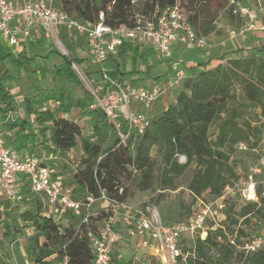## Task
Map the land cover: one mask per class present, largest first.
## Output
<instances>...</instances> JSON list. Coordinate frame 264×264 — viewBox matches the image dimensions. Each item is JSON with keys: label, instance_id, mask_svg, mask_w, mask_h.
Wrapping results in <instances>:
<instances>
[{"label": "trees", "instance_id": "1", "mask_svg": "<svg viewBox=\"0 0 264 264\" xmlns=\"http://www.w3.org/2000/svg\"><path fill=\"white\" fill-rule=\"evenodd\" d=\"M176 1L55 0V3L60 10L83 23H95L98 15L103 13L106 25L131 28L136 21L148 19ZM221 1L224 6H219L216 12L222 10L227 23L239 28L242 24L226 8V0H189V5L180 2L196 35L208 37L215 33L217 15L212 8L214 3ZM241 1L248 4L247 0ZM67 37L68 35L62 34L61 40L72 55L71 42ZM129 53L138 54V48L125 45L119 49L117 58H125ZM263 54L264 44L259 52L252 55L245 54L241 49H230L218 55L220 62L225 61V64L218 63L208 68L209 61H200L188 66L186 78L180 84L175 100L165 110L150 115L149 127L141 137L136 138L132 147H117L118 136L107 124L103 112L89 108L91 97L71 68L73 63L82 62L78 58L71 61L63 55V63L56 66L53 72L59 76L60 86L31 90L22 94L20 103L9 90L11 73L5 67H0V118L7 131H16L13 141L16 151L37 146L38 136L42 143L49 140L54 150L59 152L74 149L79 140L83 155L79 163L80 169L73 177L75 197L88 194L97 199L104 191L109 199L124 202L128 188L123 185V177L138 191H148L156 178V166L160 173L157 180L161 190L175 191V180L194 166L193 175L186 186V190L193 196L192 202L189 207L180 205L174 212L179 214V209H186V218H189L191 207L197 198L208 193L217 199L225 187L239 179L230 161L235 153V145L244 142L252 147L259 142L261 130L257 127L251 128L248 123L240 124L239 119L243 110L248 108H258L264 116ZM117 58H110L107 63L109 74L116 79L121 72ZM21 59L15 61L18 68L25 64V58L22 56ZM235 86L240 89L238 97L234 93ZM77 89L81 92L79 95L75 94ZM49 103L56 104L57 109L52 113L42 111ZM73 109L79 110L80 118L90 119L93 135L82 136L78 123L57 116L59 113L67 115ZM19 110L27 117L33 116L41 128L38 133L33 130L32 122L23 116L12 120L6 117ZM221 116L224 117L217 126L215 138L212 139L210 128ZM48 123L51 125H47ZM107 125L112 131V137L109 144L102 147L93 138L100 135L102 127ZM47 132L49 139L46 138ZM153 150L158 160L152 157ZM179 157H184L185 163H179ZM256 193L257 202L246 203L238 209L234 205L229 207L231 215L228 214L226 218L232 224H237L239 220L245 225H249L252 219L264 221V191L260 185L257 186ZM95 213L87 225L80 224L81 219L73 216L67 218L64 225L51 216L44 215L42 203L37 198L32 199L30 209L21 213L20 219L33 230L30 237L32 245L29 246L33 263L92 264L93 255L88 233L95 231L106 216L103 209ZM160 218L165 225L177 224L170 221L171 217L163 214ZM76 225H79L78 229ZM212 230H207L204 240L196 236L191 247L187 242L193 237L182 239L177 263L264 264V250L247 257L238 251L240 238L247 237L242 229L230 231L228 234L221 228ZM230 240L234 244H230ZM114 260L115 257L112 256L111 263Z\"/></svg>", "mask_w": 264, "mask_h": 264}, {"label": "built area", "instance_id": "2", "mask_svg": "<svg viewBox=\"0 0 264 264\" xmlns=\"http://www.w3.org/2000/svg\"><path fill=\"white\" fill-rule=\"evenodd\" d=\"M226 1L231 15L242 24L229 31L230 38L249 33L264 34V19L254 8L241 0ZM38 30L46 39L57 38L58 31L85 39L92 64L98 67L99 73V78L91 84L89 108L103 112L107 124L118 136L117 147L133 146L136 138L141 137L149 127L150 116L145 111L159 102L167 91L179 86L185 80L186 73L181 64H176L179 69L164 81L150 86H135L109 74V59L117 58L119 49L128 44L140 52L151 49L166 60L172 59L175 46L191 51L213 46L209 37L196 35L178 0L152 17L136 21L131 28L106 25L103 13L98 15L95 23L80 22L60 10L55 0H0V39L10 47L21 49ZM234 149L235 153L252 154L254 159L245 171V178L239 177L232 185L225 187L216 200H224L228 194H237L242 205L257 202V186L260 185L264 191V128L256 146L250 147L241 142ZM180 158L181 163H185L186 159ZM0 198L11 204L30 203L37 198L43 208L49 210L44 215L57 221L73 216L81 219L80 224L85 225L96 214L91 210L92 204L103 202L101 209L106 216L95 231L88 233L92 264H111L112 256L122 241L120 225L126 228L128 235L140 239L142 247L151 256L161 257L164 264H178L181 240L188 236H199L204 240L207 235L206 222L212 216V204L203 205L187 222L165 225L156 210L143 211L132 207L126 200L118 202L109 199L104 191L97 199L88 194L75 198L73 188L61 182L40 157L31 155L20 158L1 142ZM78 228L79 225H76ZM230 244L234 242L230 240ZM237 249L244 257L264 250V230L250 238H240Z\"/></svg>", "mask_w": 264, "mask_h": 264}, {"label": "rangeland", "instance_id": "3", "mask_svg": "<svg viewBox=\"0 0 264 264\" xmlns=\"http://www.w3.org/2000/svg\"><path fill=\"white\" fill-rule=\"evenodd\" d=\"M184 2L185 5H189V0H178ZM247 3L254 8L259 17L264 19V1L263 0H247ZM57 5V3H56ZM219 6H224V3L216 2L213 5V11L216 12ZM227 8V6H226ZM216 28L215 33L211 34L209 39L212 41L213 46L206 50L191 51L187 49H182V56L173 54L171 60L162 59L159 54L154 51L144 50L142 51V57L139 54L129 53L125 55L123 62L127 64V71H131L130 75L136 76L137 82L142 79L145 86H149L147 80H144L146 75H151L153 79L156 78L157 74L167 73L168 77L172 76L178 69L179 66L176 64H181L182 69L186 73L187 64L189 61L197 62L196 59L201 56H206L208 61V68L217 65L218 63L225 64V61L220 62L218 55L224 50H239L241 49L245 54L252 55L255 52H259L262 48V43L255 38V36H262L264 39V34L260 33H249L238 38H230L229 31L234 29L230 26L223 17V11L216 12ZM237 23V22H236ZM235 24V23H234ZM65 34L63 31L57 32V38L46 39L41 36L40 39L35 42L32 46L28 48L25 44L22 48L10 47L3 39H0V67H5L12 76V81L9 84V90L15 97L21 98L22 94H25L31 90H36L43 87L60 86V78L55 75L54 68L63 63V55L67 56L71 61L74 58L81 59V63H73L72 71L77 75L83 88L91 94V84L94 80L99 78L98 67L92 64V60L87 51L86 41L83 37L70 36L68 35V40L71 42L72 55L69 54L67 47L63 44L61 40V35ZM141 53L140 51H138ZM23 53V54H20ZM217 55V56H216ZM24 57L25 64L22 68H18L15 61ZM145 59H144V58ZM232 57V56H231ZM122 59L117 58V61L122 65ZM23 59H21L22 61ZM138 70L144 72L138 73ZM135 74V75H134ZM141 76V77H139ZM127 82V81H126ZM129 82V81H128ZM150 82V81H149ZM180 85L173 88V92H177ZM81 92L77 89L76 93L79 95ZM234 93L240 94V89L238 86L234 87ZM17 101V100H16ZM18 103L19 100L17 101ZM157 105V104H156ZM57 109V105L54 103L46 104L42 111L54 112ZM144 110V109H143ZM151 110V109H150ZM144 110L152 114H157L162 110V106L156 107L153 111ZM16 113H11L6 117L10 120L15 119ZM58 117H64L68 120L77 122L81 127L82 136L93 135L90 119L80 118L79 110L73 109L69 114L63 115L59 113ZM221 116L217 121H215L211 128L210 134L211 138L214 139L217 134V126L221 122ZM28 119V118H27ZM240 124L248 123L251 128L257 127L259 130L264 128V116L262 115L260 109L258 108H248L243 110V114L239 119ZM32 125L34 130L38 133L40 131V125H38L33 118ZM47 125H51L48 123ZM0 133L6 138V146L13 144L12 132L6 130L4 126V121L0 118ZM112 131L107 126L102 127V132L93 138V141L99 143L102 147L109 144L112 137ZM46 138L49 139V133H46ZM37 146H31L32 153L40 158H46L48 165L54 170L56 176L61 175L65 182H67L71 187H75L74 175L77 170L80 169V160L82 158V151L80 149L79 140L77 141V146L66 152L55 151L53 146L50 144L49 140L45 143L41 142L40 136L37 138ZM17 154V153H16ZM19 154V153H18ZM23 154V153H22ZM19 154L18 156H22ZM152 157L156 160V152L153 150ZM254 159L252 154L248 153H234L230 161L234 165L236 173L241 179L245 178V171L248 165ZM179 163H181L182 158H178ZM158 164V162H157ZM155 171V181L153 186L148 191H138L134 185L123 177V185L128 188V195L126 196V202L132 207L146 211V210H156L159 216L162 214L166 217H171L175 223H185L194 214L199 212L203 205L212 204V216L206 222L207 230L221 228L225 234L230 233V231H235L237 229H242L244 234L250 238L264 230V221H257L252 219L249 225L243 224L240 220L237 224H232L230 219H227V215H231L229 207L231 205H242V201L239 200L237 194L234 196L228 194L225 196L224 200L217 201L212 198L208 193L203 194L200 198H197L195 203L191 207V214L189 218L187 217L186 209H179V214L174 213L175 210L183 204L185 207H189L193 196L186 190V186L189 183L193 172L194 166L187 169L181 176L175 180V191L164 190L162 191L159 186L157 178L159 177V171ZM162 193V194H160ZM161 195V197H159ZM80 197V196H79ZM75 197V198H79ZM103 202H94L92 204L91 210L94 212L101 209ZM47 208V207H46ZM30 209V203H20L11 204L9 201H5L0 198V264H34L32 257L29 253V246L32 245L30 242V237L33 234L32 227L27 226L21 221V213ZM172 215H175L172 217ZM71 217V216H70ZM70 217H67L68 219ZM234 218V217H233ZM68 219H59L60 224H66ZM235 219V218H234ZM76 224V223H75ZM122 233V241L118 245L114 252L115 260L111 264H139L145 262V264H164V260L161 257L151 256L147 249H144L141 245L140 239L128 235L126 228L123 225L119 227ZM212 230V231H213ZM189 237V236H188ZM190 238L187 244L191 247L194 241ZM151 257V258H150ZM154 257V258H152Z\"/></svg>", "mask_w": 264, "mask_h": 264}, {"label": "crops", "instance_id": "4", "mask_svg": "<svg viewBox=\"0 0 264 264\" xmlns=\"http://www.w3.org/2000/svg\"><path fill=\"white\" fill-rule=\"evenodd\" d=\"M36 32V34L34 33L33 35H32V37L25 43V46L28 48L29 46H32L35 42H37L39 39H40V37L41 36H43V34H42V32L41 31H35ZM249 35V34H248ZM262 37V36H261ZM260 36H255V38L257 39V40H259L262 44H264V39H262ZM183 48H181V47H179V46H175V48H174V51H173V54H175V53H177V55H180V56H182V50ZM147 50V49H146ZM149 51H152V50H150L149 49ZM138 54H139V56L140 57H142V51H141V53H139L138 52ZM132 55H133V53H132ZM144 58V57H143ZM145 59V58H144ZM209 59H207V57L206 56H201V59H200V57H198L197 59H196V61L197 62H200V61H208ZM197 62H191V61H189V63L187 64V67L188 66H190V65H195V63H197ZM128 70V68H127V64L126 63H124V64H122V65H120V74L118 75V79L120 80V81H122V82H132V84L133 85H135V86H145V84L143 83V81H142V79L141 80H139L140 82H137L138 80H137V78H136V76L137 75H135V76H132V75H130L131 73H133V72H131V71H127ZM141 71L140 70H138V73H140ZM122 73H124V74H122ZM142 73H144V72H141V74ZM139 77H141V76H139ZM168 78V74L167 73H163V74H161L160 72L157 74V76H156V78L155 79H153V77L151 76V75H146V77L144 78V80H147L148 81V83H150L149 84V86L150 85H152V84H154V83H159V82H161V81H164L165 79H167ZM150 81V82H149ZM176 94H177V92H173V89H170L169 91H167L166 92V94L161 98V100L159 101V102H157L152 108H151V110L150 111H153L154 109H156V107H158V106H162V110H165L166 108H167V106L170 104V103H172L174 100H175V97H176ZM15 97V96H14ZM21 98H18V97H15L16 98V100L18 101L19 100V102H21L22 101V95L20 96ZM139 109V108H138ZM161 110V111H162ZM19 116H23L24 118H28L27 120L28 121H33V116H29V117H27L26 115H23V113L21 112V110H19L16 114H15V118L16 117H19ZM63 117V116H62ZM65 117V116H64ZM77 123V122H76ZM33 130H34V128H33ZM15 132L16 131H12V134H15ZM14 136V135H13ZM6 138L5 137H3V135H2V133H0V142L1 143H3L5 146H6ZM13 141H14V137H13ZM7 147H9V148H11L13 151H16V149H15V146H14V143L12 144V145H10V146H7ZM59 152V151H58ZM16 153L18 154H22V156H20V158H25V157H28V156H31V155H34L33 153H32V150H31V146H29V147H26V148H22L21 150H17L16 151ZM60 153V152H59ZM18 154V155H19ZM42 160H43V162L46 164V165H48V163H47V159L46 158H41ZM49 166V165H48ZM50 167V166H49ZM51 168V167H50ZM54 171V170H53ZM56 175V174H55ZM57 177L61 180V182L63 181L64 182V184H66V185H69L67 182H65L64 181V179H63V177L61 176V175H57ZM70 186V185H69ZM73 188V187H72ZM1 199H3V198H1ZM13 205H15V204H13ZM102 206V205H101ZM46 211H49L48 210V208H47V210H46V208H43V206H42V212L44 213H46Z\"/></svg>", "mask_w": 264, "mask_h": 264}]
</instances>
